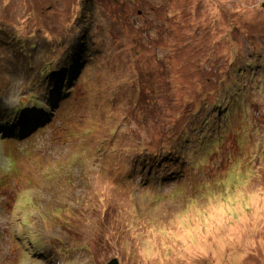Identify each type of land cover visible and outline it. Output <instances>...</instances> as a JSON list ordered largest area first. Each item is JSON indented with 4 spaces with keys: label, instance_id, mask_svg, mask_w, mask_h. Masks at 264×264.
I'll use <instances>...</instances> for the list:
<instances>
[{
    "label": "rangeland",
    "instance_id": "rangeland-1",
    "mask_svg": "<svg viewBox=\"0 0 264 264\" xmlns=\"http://www.w3.org/2000/svg\"><path fill=\"white\" fill-rule=\"evenodd\" d=\"M113 258L264 264V0H0V264Z\"/></svg>",
    "mask_w": 264,
    "mask_h": 264
},
{
    "label": "trees",
    "instance_id": "trees-1",
    "mask_svg": "<svg viewBox=\"0 0 264 264\" xmlns=\"http://www.w3.org/2000/svg\"><path fill=\"white\" fill-rule=\"evenodd\" d=\"M72 56H75V55H72ZM74 59V58H73ZM71 62H73V60L71 59ZM59 78V80L61 81V77L57 76ZM68 78V77H67ZM67 78L65 80H67ZM66 84V82H64ZM238 96V94H237ZM218 105H221V103L219 101H217ZM232 104V103H231ZM240 106L244 109H240L238 111H236V108H232L230 111H231V115L232 113H234L235 111V114L236 115L237 113L240 114V116L238 117L239 119V123L241 125H237L236 127V132L237 134L239 135V138H238V141H237V144L238 142L241 140V136L242 135H245V136H250V139H252V136H254V133H251L253 131V124H251L249 118H248V115H249V110H246V109H249L250 108V105L247 104V103H240ZM199 112V111H198ZM39 119H42L41 116H35L33 118H30V120L33 122L34 120H36V124L37 125H42L44 120H40L38 121ZM197 124H193L192 126H190L188 129H193L195 130V128H197ZM7 130V129H6ZM5 130V131H6ZM185 132V130H184ZM182 132V133H184ZM217 144L221 145L222 142L221 141H218L216 142ZM165 152H167L168 154H171L172 151L170 150H166V149H163ZM156 154V153H155ZM206 191H208L207 194H211V187L209 185L206 186V188L204 189ZM105 264H120L119 263V260L117 258H113L111 260H109L108 262H106Z\"/></svg>",
    "mask_w": 264,
    "mask_h": 264
},
{
    "label": "bare ground",
    "instance_id": "bare-ground-1",
    "mask_svg": "<svg viewBox=\"0 0 264 264\" xmlns=\"http://www.w3.org/2000/svg\"><path fill=\"white\" fill-rule=\"evenodd\" d=\"M124 20H125V19H124ZM124 20H123V21H124ZM240 95H241V94H240ZM234 114H235V111H234V113H232V115H234ZM232 115H231V116H232ZM40 116L42 117V119H39L38 121H40V120H44V122H43V124H42L41 126L46 125V121H47L46 115H43V114H42V115H40ZM10 137H11V136H10ZM12 138H13V137H12ZM211 138L213 139V138H214V135H213V137H211ZM135 258H136V257L129 258V259H128V262H129V261H133V262H134V261H135Z\"/></svg>",
    "mask_w": 264,
    "mask_h": 264
}]
</instances>
